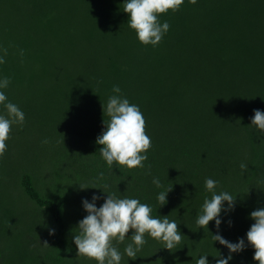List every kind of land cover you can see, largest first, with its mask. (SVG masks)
I'll list each match as a JSON object with an SVG mask.
<instances>
[{
    "label": "trees",
    "instance_id": "16d2710c",
    "mask_svg": "<svg viewBox=\"0 0 264 264\" xmlns=\"http://www.w3.org/2000/svg\"><path fill=\"white\" fill-rule=\"evenodd\" d=\"M123 2L0 0V46L8 49L0 79L11 81L0 91L25 114L0 156V264H98L74 243L88 214L83 200L94 194L97 207L108 193L139 199L181 231L172 250L145 234L133 260L124 252L130 230L113 241L120 264H196L203 255L216 264L229 249L214 234L248 244L250 213L264 208V131L251 125L254 109L264 111V0H184L159 16L170 28L155 47L138 40ZM114 86L146 120L143 168L109 167L96 143ZM208 178L218 181L216 193L236 198L219 230L215 220L196 223L212 195ZM170 188L161 206L157 196ZM254 252L248 244L228 264H259Z\"/></svg>",
    "mask_w": 264,
    "mask_h": 264
},
{
    "label": "clouds",
    "instance_id": "9594fccd",
    "mask_svg": "<svg viewBox=\"0 0 264 264\" xmlns=\"http://www.w3.org/2000/svg\"><path fill=\"white\" fill-rule=\"evenodd\" d=\"M189 2L196 4L197 0H189ZM183 3L184 0H124L123 11L129 14V27L135 30L138 40L144 45L151 44L155 47L170 28L167 21L160 22L159 16L169 10L178 11ZM7 54L8 49L0 46V64L5 63ZM23 54V50H20V55ZM10 82L8 77L0 79V89H6ZM113 92L116 95L110 96L107 104H103V113L107 114L109 119L107 121L104 119L105 129L96 140V143L102 146L99 149L100 154L109 167L115 162L129 169L143 168V162L148 159L144 153H147L151 147V139L146 134V120L140 108L130 104L129 100L120 94L119 86H114ZM0 105H4L6 109V115L0 114V156H3L12 125L22 126L25 114L18 105L8 101L4 91H0ZM254 113L251 125L264 131V111L254 109ZM240 167L243 170L247 165L242 163ZM99 176L103 178V172ZM153 183L157 187H162L159 178H153ZM217 184L218 181L211 178L205 180V187L212 195L211 198H205L202 214L197 218L196 223L200 228H208L209 222L215 220L216 228L219 230L222 223L221 212L235 208L236 198L226 191L216 193ZM80 187L88 188V186ZM171 190L172 188L158 194L157 200L161 206L168 202L167 195ZM101 198L94 194L91 202L88 199L83 200V207L88 214L79 221L77 226L79 231L74 235L77 255L93 259L98 264H120L122 256L113 241L124 242L130 230H134L131 235L133 243H129L124 252L133 260L137 258V252L146 243L145 234L162 241L168 250L180 244L182 236L178 224L174 220L170 221L168 216H163L162 219L153 217V209L148 204L141 203L139 199L119 198L115 194L108 193L104 203L97 207L96 201ZM225 201L228 203L227 208L224 207ZM250 216L255 223L247 231V242L255 249L253 259L259 264H264V208L252 211ZM228 223L231 225L232 221L229 220ZM54 232L55 229L49 230L50 235ZM213 240L219 241L229 249L227 258L219 255L216 264H228L233 258L232 253L241 252L248 246L244 238L233 243L220 234H214ZM44 244L48 245L47 241ZM196 264H209L207 255L201 256Z\"/></svg>",
    "mask_w": 264,
    "mask_h": 264
}]
</instances>
